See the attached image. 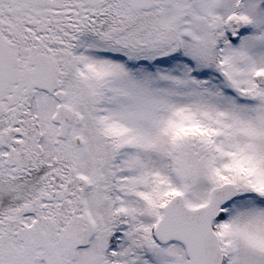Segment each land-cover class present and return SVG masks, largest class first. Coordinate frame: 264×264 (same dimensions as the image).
<instances>
[{
    "label": "snow or ice",
    "instance_id": "6c2138e0",
    "mask_svg": "<svg viewBox=\"0 0 264 264\" xmlns=\"http://www.w3.org/2000/svg\"><path fill=\"white\" fill-rule=\"evenodd\" d=\"M0 264H264V0H0Z\"/></svg>",
    "mask_w": 264,
    "mask_h": 264
}]
</instances>
